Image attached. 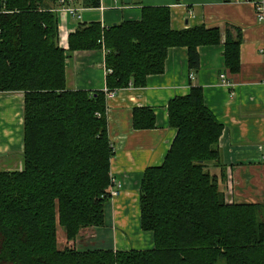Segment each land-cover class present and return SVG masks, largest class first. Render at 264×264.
<instances>
[{"label": "trees", "instance_id": "trees-1", "mask_svg": "<svg viewBox=\"0 0 264 264\" xmlns=\"http://www.w3.org/2000/svg\"><path fill=\"white\" fill-rule=\"evenodd\" d=\"M58 0H0V93L23 94L22 161L0 171V264H264V204L232 199L221 166L222 125L200 87L167 106L175 138L163 163L145 169L139 226L149 250L57 248V226L75 244L82 230L105 227L110 159L105 92L68 90L65 63L102 50L105 88H143L160 75L170 48H186L189 71L199 48L221 41L217 29L173 30L170 9L142 7L139 20L104 27L77 23L59 46ZM95 9L100 0H73ZM242 33L224 34L225 69L240 71ZM150 108H134V130L155 128ZM221 171L219 177L211 169Z\"/></svg>", "mask_w": 264, "mask_h": 264}, {"label": "crops", "instance_id": "crops-1", "mask_svg": "<svg viewBox=\"0 0 264 264\" xmlns=\"http://www.w3.org/2000/svg\"><path fill=\"white\" fill-rule=\"evenodd\" d=\"M254 1L100 0L95 9L74 4L79 19L56 9L59 46L63 49H67V38L78 22H100L108 27L135 21L140 19L142 7H168L173 30L204 27L221 33L218 45L199 48L198 71H189L186 48H170L163 73L148 77L145 87L128 86L115 90L112 97L106 96L107 134L114 153L109 173L121 188L119 195L105 205V227L89 230L86 235L95 231L103 245L116 250L152 249V234L139 226L140 182L146 168L163 163L175 138L176 130L168 125L169 101L185 97L192 86L202 89L205 106L222 125L219 149L226 185L220 184V188L225 186L233 200L264 204V22L257 19ZM228 27L242 33L240 71L235 75L224 66L223 43ZM103 60L102 50L73 53L65 63L67 89L104 92L107 73ZM221 76H225V82ZM139 107L152 110L155 128L133 129L132 111ZM0 108V127L8 128V132L3 131L23 132V94L0 93ZM5 138L9 140L8 144L0 143L1 157L11 150L12 138ZM19 142L22 150V135ZM211 172L216 177L221 173L217 168ZM90 237L85 243H91Z\"/></svg>", "mask_w": 264, "mask_h": 264}, {"label": "rangeland", "instance_id": "rangeland-1", "mask_svg": "<svg viewBox=\"0 0 264 264\" xmlns=\"http://www.w3.org/2000/svg\"><path fill=\"white\" fill-rule=\"evenodd\" d=\"M17 103V102H15ZM3 110V108H0V112ZM8 115V111H7V114ZM1 119H2V115H0V124H1ZM8 129V128H7ZM6 128H4V126H1L0 127V143H2V145L4 144H8L7 138H12V141H10L12 144L10 146V152L5 154L4 156L1 157L0 155V171H13V170H17L20 165H21V161H22V150L20 149L21 148V144L19 142V139H20V136L22 135V130L21 132L18 134V133H6L8 131ZM13 129V128H12ZM3 130H5L6 132H4ZM16 131V130H15ZM89 231V230H88ZM86 230H82L80 231L77 239H76V242L75 244L72 243V242H67L66 239H65V235H64V230L62 227H59L57 226V231H56V234H57V248L59 250L65 248V247H71V246H75L77 248V250H81V251H84L86 249H89V248H113L112 245L111 246H106V245H103V243L100 241V239H98V233L97 232H93V231H90L88 235H86V233L88 232ZM92 232V233H91ZM90 233L92 234L93 238L91 239V235ZM87 237H90L89 239L91 240V243H85ZM114 249V248H113ZM116 250V249H114Z\"/></svg>", "mask_w": 264, "mask_h": 264}, {"label": "built area", "instance_id": "built-area-1", "mask_svg": "<svg viewBox=\"0 0 264 264\" xmlns=\"http://www.w3.org/2000/svg\"><path fill=\"white\" fill-rule=\"evenodd\" d=\"M75 2L73 0H58L57 1V9L58 11L65 12L67 15L72 17H76L79 19L78 16V9L74 8ZM264 0H257L254 1V5L256 8V16L259 22H264V10H263ZM107 73V72H106ZM221 80L225 82V76H221ZM264 84V82H263ZM105 95L112 97L115 91H107L105 89ZM110 187L108 189V194L110 199L116 198L119 195V191L121 188L120 183H117L114 178L110 177ZM262 196L264 197V190L262 191Z\"/></svg>", "mask_w": 264, "mask_h": 264}, {"label": "bare ground", "instance_id": "bare-ground-1", "mask_svg": "<svg viewBox=\"0 0 264 264\" xmlns=\"http://www.w3.org/2000/svg\"><path fill=\"white\" fill-rule=\"evenodd\" d=\"M16 117V116H15Z\"/></svg>", "mask_w": 264, "mask_h": 264}]
</instances>
